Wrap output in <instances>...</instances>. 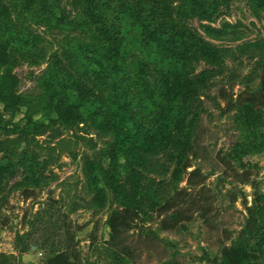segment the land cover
Here are the masks:
<instances>
[{"label":"trees","instance_id":"16d2710c","mask_svg":"<svg viewBox=\"0 0 264 264\" xmlns=\"http://www.w3.org/2000/svg\"><path fill=\"white\" fill-rule=\"evenodd\" d=\"M222 1L83 0L82 19L72 21L60 0H0V68L9 65L13 46L24 51L40 41L28 24L50 29L78 27L87 29L88 39L70 43L69 60L79 73L94 78L103 88L102 94L86 90L78 78L60 71L58 60L39 82L42 97L20 91V78L10 68L0 71V152L4 160L0 162V194L18 171L25 172L31 183L39 182L48 164L39 136L48 134L47 141L53 142L73 126L110 129L115 139L108 151L109 166L99 170L96 162L88 161L86 174L98 200L108 198L109 188L120 202V208L107 219L108 241L118 247L111 256L118 264L133 257L135 251L120 238L149 212L142 198L151 196V191L142 190V169L159 150L187 148V101L197 93V84L208 78L209 72L204 71L193 82L185 69L195 59L215 66L224 60L221 49L190 28L186 20L213 21ZM251 4L254 10L264 9V0H251ZM204 28L209 34L221 33L210 25ZM133 52L137 58L130 62ZM148 63L158 74L155 82L147 76ZM225 99L240 139L221 160L233 169L238 182L251 183L255 193L251 203L243 199L245 223L237 239L223 246L221 264H262L264 192L252 180L253 164L245 160L264 153V64L255 90L241 91L236 97L232 93ZM19 113L23 116L17 119ZM181 131L183 137L176 135ZM189 167L190 162L185 161L188 188L175 191L162 204H151L164 230H175L186 219L184 207L193 200L192 188L207 200V176L198 168L189 171ZM122 176L128 187L122 184ZM24 192L26 199L31 196L29 190ZM76 244L73 237L62 249L53 244L45 264H89ZM22 247L25 251L30 246L23 242ZM0 264H10L8 255L0 254Z\"/></svg>","mask_w":264,"mask_h":264},{"label":"rangeland","instance_id":"374dc122","mask_svg":"<svg viewBox=\"0 0 264 264\" xmlns=\"http://www.w3.org/2000/svg\"><path fill=\"white\" fill-rule=\"evenodd\" d=\"M60 3L70 20L82 19L83 0ZM186 23L218 46L224 60L215 66L195 59L186 67L185 73L193 82L202 72H209L207 80L197 84V93L187 101L190 123L185 132H189V145L151 154L147 167L142 169V190L151 191V196L142 198L149 212L140 216L132 230L122 234L121 243L135 251L122 264H221L223 246L237 239L245 223L243 199L246 197L251 203L255 193L251 183L236 180L233 169L225 167L221 158L240 139L225 97L229 99L232 93L236 97L241 91L259 86L264 64V9L254 10L251 0H223L213 21L191 17ZM206 25L221 33H207ZM27 28L40 41L24 51L13 46L9 65L0 68H10L19 76L20 91L42 97L39 82L51 63L58 60L61 72L78 78L86 90L103 93L94 78L79 73L69 60L70 43L87 40V29H50L36 23ZM136 55L133 52L128 60L133 62ZM146 73L152 82L158 80L152 64L148 63ZM81 126L66 129L53 142L47 141L48 134L38 137L48 160L39 182L31 183L25 172L18 171L5 183L0 194V254L8 255L10 264H45L51 246L62 249L72 237L85 263L118 264L111 256L118 247L108 241L107 219L120 208V202L109 188L108 198L98 200L86 174L88 161L96 162L99 170L109 166L108 151L114 134L110 129L88 126L86 130ZM177 134L185 135L183 131ZM3 161L0 152V162ZM185 161L191 164L189 171L198 168L207 176V200L199 198L197 189L192 188L193 200L184 207L186 219L175 230H164L161 217L150 207L162 204L175 191L188 188ZM245 161L253 164L252 180L264 192V153ZM234 165L237 169L238 163ZM121 182L128 187L124 176ZM26 189L31 192L27 199ZM23 235V242L30 246L25 251Z\"/></svg>","mask_w":264,"mask_h":264}]
</instances>
